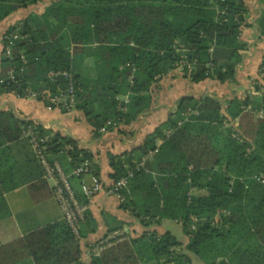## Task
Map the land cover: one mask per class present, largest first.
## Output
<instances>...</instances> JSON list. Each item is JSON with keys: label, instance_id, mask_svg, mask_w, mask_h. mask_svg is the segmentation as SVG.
Here are the masks:
<instances>
[{"label": "trees", "instance_id": "1", "mask_svg": "<svg viewBox=\"0 0 264 264\" xmlns=\"http://www.w3.org/2000/svg\"><path fill=\"white\" fill-rule=\"evenodd\" d=\"M41 1L0 0V23ZM258 1L256 27L264 39V0ZM248 14L244 0H55L44 14L21 21L23 37L14 41L11 57L3 50L0 77L6 80L0 93L27 98L31 90L44 101V91L57 94L68 84L63 77L53 82L50 72L68 71L79 89L74 109L83 111L94 135L108 121L130 125L151 110L154 87L178 67L194 83L236 82L247 49L242 29L252 26ZM16 29L11 26L3 36ZM2 41L3 48L9 45ZM90 58L95 75L89 81ZM262 68L264 62L260 74ZM11 69L15 79L8 78ZM254 88L259 94L225 101L183 97L139 147L108 155L112 183L133 172L121 191V207L154 229L113 238L110 245L102 243L106 235L91 246L92 251L104 247L99 254L93 251L89 264H195L194 259L198 264H264V90L259 84ZM114 124L107 128L113 130ZM28 128L49 137V161L61 164L79 202L89 204L81 187L86 175L73 171L89 161L99 177L93 154L69 137L17 118L12 110H0V220L11 214L6 193L35 179L44 186L37 188H48L30 138L24 136ZM29 167L35 175L24 171ZM164 221L181 226L188 238L184 247L170 231L155 229ZM97 229L88 209L79 224L80 238L62 219L8 244L0 242V264L27 257L34 264H87L82 241ZM119 229L122 225L108 233Z\"/></svg>", "mask_w": 264, "mask_h": 264}, {"label": "crops", "instance_id": "2", "mask_svg": "<svg viewBox=\"0 0 264 264\" xmlns=\"http://www.w3.org/2000/svg\"><path fill=\"white\" fill-rule=\"evenodd\" d=\"M244 1L249 11L247 23L252 26L242 29L241 40L247 43V49L243 51V62L238 66L234 83L221 84L210 79L194 83L189 78L182 77L180 71L174 70L164 76L154 87L152 91L154 101L150 111L142 114L137 121L130 125L114 124L113 130H109L105 126L103 127L104 131H102L103 128L100 129L98 135H94L93 127L88 123L83 111L72 109L64 113L60 107H51L36 98H21L13 92L0 93V110H12L17 118L35 121L45 129L52 130L54 134L69 137L77 141L81 147L88 149L100 168L99 178L103 186L107 188L112 184V179L109 176L112 169L108 155H119L139 147L144 139L165 122L170 113L176 110L179 99L186 96L200 98L208 95L225 101L231 97L244 98L248 94L255 95L254 81L262 80L264 77L259 73L260 66L264 62V39L260 38L259 30L256 27V20L261 12L258 0ZM23 10L25 9L13 13L0 23V75L3 69L2 36L11 26H17L23 18L28 16ZM255 37L258 38L257 43ZM253 43L259 45L258 55L253 52ZM86 66L89 70L90 81L95 75L91 58L86 60ZM229 91H231L230 95H225V92ZM232 124L237 125L238 122L234 121ZM24 171L33 175L37 172L34 167L25 168ZM85 179L89 180V176L86 175ZM53 186H55V181L48 179V188H37L44 186H39L35 179L5 194L11 214L0 220V242L2 244H8L38 228L64 219L56 198L53 193L51 194ZM121 202L109 197L105 191L90 200L89 211L96 219L98 229L96 233L90 234L86 240L82 241V260L87 264L91 261L93 251L95 254H99L101 251L100 247L92 251L91 246L105 238L106 235L109 234L108 237H113L115 233L119 232L133 237L137 236L132 231L138 229L137 225L140 221L129 210H124L121 207ZM165 222L155 229L158 230L161 227L163 232L169 231L163 227ZM117 225H122V229L108 233L110 228ZM184 241L188 242L186 236ZM194 263L198 264V261H194ZM16 264H34V262L27 257Z\"/></svg>", "mask_w": 264, "mask_h": 264}, {"label": "built area", "instance_id": "3", "mask_svg": "<svg viewBox=\"0 0 264 264\" xmlns=\"http://www.w3.org/2000/svg\"><path fill=\"white\" fill-rule=\"evenodd\" d=\"M21 26L22 23H19L17 25V29L15 33H13V35L9 37L2 36V40L7 39L9 41V45L3 48L4 55L6 57H11L12 46L14 45V41L23 37L19 34V30ZM263 69L264 68H262V70ZM176 70L180 71V68L178 67V69ZM261 75L264 76L263 71ZM59 77H63L68 81L67 87L65 89H60L57 92V94H52L49 90L44 91V101L49 103L51 106L65 107L69 110H72L76 105V96H77V91L79 89L73 78V75L68 71L50 72V79L53 82L56 81V79H58ZM8 78L15 79L14 69H11L8 72ZM5 80L6 78L0 77V83H3ZM256 84L260 85L261 88L260 92H262V90H264V82L260 79L259 82L258 80L254 82V86ZM254 94L257 95L259 94V92L255 91L254 89ZM26 95L27 98H37L38 96L37 93L31 90H27ZM122 100L125 102V104L128 103V97H125ZM125 109L126 108L124 107V110ZM111 124L114 123L111 121L107 122V126ZM102 131H104V128L102 129ZM24 136L30 138L33 150L45 171L46 178L52 180L53 182L55 181V186H53V195L56 198L59 207L63 213V218L66 220V222L72 229L74 235L77 238H80L79 224L84 219V214L89 209V204L84 205L79 202L78 198L74 193L71 182L69 180V175L65 173L61 164L58 161H55L53 163L49 161L48 151L46 146L49 137L40 136L33 128H28L27 130H25ZM152 155L153 154H149L147 157H144L141 160V162L138 163L137 169L143 167L146 160L150 158ZM81 174H85L89 176V180L83 181L81 186L84 195L89 199V201L94 196L98 195L103 191H105V193L109 197H113L120 202L123 201L124 198L121 194V191L128 186V180L133 176V172H129V174L126 177L119 179L118 181L112 183L109 187L105 188L100 178L93 174L91 163L89 161H85L83 164H81V166H79L77 169L73 171V175L79 176ZM124 235H125L124 233L117 232L113 237H108L102 243H106L107 245H110L111 242L109 241L111 239L116 237H123ZM103 247L104 246L100 247L99 250H102Z\"/></svg>", "mask_w": 264, "mask_h": 264}, {"label": "rangeland", "instance_id": "4", "mask_svg": "<svg viewBox=\"0 0 264 264\" xmlns=\"http://www.w3.org/2000/svg\"><path fill=\"white\" fill-rule=\"evenodd\" d=\"M54 2H55V0H42L38 4L30 6L29 8H27L23 11H24L25 15H30V14L42 15L46 12L47 8ZM254 39L256 40V43H257L258 38L255 37ZM256 43L252 44V49H253V52L255 53V55H258L260 50L258 48L259 45H256ZM258 82H259V80H258ZM194 87H196V86H194ZM230 93H231V91L225 92V95H230ZM137 226H138V229L132 231V232H134V235H140L145 229H154L153 227L152 228H146L141 223H138ZM163 227H164V229L171 231L172 234L175 235V237L177 238L178 241H184L185 240V235L183 234L181 227L179 225L172 223L170 221H166L165 223H163ZM158 231L163 232L164 230L160 227L158 229ZM129 233H131V232H129ZM186 243H187L186 241H184L182 243L183 247L186 245ZM194 261H197V260L194 259Z\"/></svg>", "mask_w": 264, "mask_h": 264}]
</instances>
